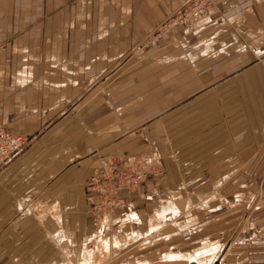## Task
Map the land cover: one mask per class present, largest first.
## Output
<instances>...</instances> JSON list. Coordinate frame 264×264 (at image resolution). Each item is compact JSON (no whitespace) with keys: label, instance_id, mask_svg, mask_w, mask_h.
I'll list each match as a JSON object with an SVG mask.
<instances>
[{"label":"crops","instance_id":"0c3cea01","mask_svg":"<svg viewBox=\"0 0 264 264\" xmlns=\"http://www.w3.org/2000/svg\"><path fill=\"white\" fill-rule=\"evenodd\" d=\"M213 1L195 31L173 28L140 59L190 0H0V126L29 137L0 164V264L79 263L97 233L85 185L103 154L151 144L168 177L124 196L117 220L142 237L115 264H186L163 261L189 252L163 239L254 195V175L236 172L264 170V0ZM144 125L148 139L131 133ZM169 201L174 221L190 216L147 239L148 210ZM258 202L264 214V189ZM255 233L264 239V219Z\"/></svg>","mask_w":264,"mask_h":264},{"label":"rangeland","instance_id":"374dc122","mask_svg":"<svg viewBox=\"0 0 264 264\" xmlns=\"http://www.w3.org/2000/svg\"><path fill=\"white\" fill-rule=\"evenodd\" d=\"M159 24L152 31V33H154V31L157 30V27L159 26ZM173 28H179V27H173ZM173 28H171V30ZM183 29L186 30L187 28H183ZM195 29H193V30H188L187 29V30L190 31V32H193V31H195ZM171 30L169 32H167V34L170 33ZM152 33L149 34L148 36H146L144 38V40L142 41V47H146V49H143V51L138 52V58L142 59L144 57L143 54L146 53L147 49L157 48L158 44L160 43L162 38L166 35V33L164 35H162L158 39L156 45L148 46V44L146 42L148 41V37L150 35H152ZM146 126H148L147 127L148 129L147 128L145 129ZM146 126L144 125V127H143L145 130H142L141 128H138V129H135L131 133H133L134 135L143 134V136H145V138L148 139L149 138V134H148L149 133V125H146ZM3 127H5V126H3ZM10 130L25 135V133L20 131V130H17V129H10ZM178 131H182V130L180 129ZM146 149L147 150H145V152H140V150H136L135 149L134 151H131V152H121V151L118 152V151H116V152H113V154L112 153L103 154L102 156H99V159H98V162H97V166L95 168L101 166V161H102L103 157L113 156L115 158L116 157L118 158L119 168L123 169L122 167L124 166V164H123L122 161H120V159H119L120 156H122V155L130 156V155L145 154V153H148V152H154L153 150H155V148L151 144ZM13 157H11L10 159L6 160L5 162H0V164L6 163L7 161L11 160ZM238 162H239V164H237L235 166H236V168H241V165H243V164H242V162L240 163V161H238ZM161 163H162V159H161ZM243 166H245V164ZM94 169H93V171H94ZM244 169H245V167L241 168V170L238 171L240 173L236 172V174H238V175L243 174V175H245V177L246 176L247 177H252V175H254L255 181L258 182L257 183L258 186L255 188L256 191H254V195H249L247 197L248 199H246V201L244 203H242L241 205L234 206L233 211H232V208H231V210L224 211V212L220 213L219 215H214V216L208 217V218L206 217L204 223L199 224V225H195L193 227V231L191 232L192 236L190 235L188 237H185L184 235H182L181 231L179 230L180 227L178 226L177 234L172 236V239L175 238V240H168L167 241L168 238H164L163 239L164 242L162 243V244H164L163 248H167L168 249V248H172V247H176V248L177 247L178 248L179 247H183L185 249H189V251L190 250L197 251V249L204 248L203 244H206V242H208L209 244H213V241H216L218 247H219V245H221V243H223V242L226 243L227 242L226 248L224 247V250H225L224 254H226L224 262L225 261L226 262L230 261V262H233L235 264H264V243L261 242V241L264 242V239L259 240V238L256 236V233H255L257 226L260 223H263V219H264V218L261 217V216H264V214H261L257 210V207H259V205H260L259 202H258V198L262 197V193H263V189H264V170H263V172L259 171L257 173H255V172L253 173V172H251L249 170L241 172ZM91 174L89 175V177L91 176ZM255 174H258L259 176H256ZM164 175L166 176V171H165L163 163H162V171H161L159 176H149V177H147L145 182L141 183L131 193H126V192L125 193H121L119 196L123 200V204L118 206V209L112 214L113 219L117 220L119 214L121 213L120 210L123 209V207L126 206L125 205L126 204V200L124 198L125 195H130L131 197L136 195L138 190L140 189L141 185L142 184L144 185L147 182H150L154 189H155V187H160L159 183H161V186L165 187L166 186L165 182H161L163 177L165 178ZM161 176H162V178H161ZM235 176L236 175H233V174L229 175V178L227 179V181L228 180L229 181L233 180ZM166 179H168V177L163 179V180H166ZM85 188H86V186H85ZM256 192H258V194H256ZM252 196H254V197H252ZM93 200H94V198H93ZM146 203H147V200L145 201V204ZM234 203H236V201ZM91 204H92V202H91ZM173 204L174 203L172 201H169L168 203L163 204V208L162 209H165L167 207H175V205H173ZM144 207H146V206H144ZM136 208H137L138 211H140V213H142L141 211L144 209L143 206H141L139 204H138V206H136ZM162 209L158 210V211H155V212H151V211L149 212V210H148V214L147 215L149 217V222L150 223L146 221V219H147V217H146L145 218V222H146L145 223V225H146L145 230H147L148 228H151V227H152L151 229H153L154 231L155 230L156 231H161L162 230V226L164 225V222L160 221V216H157V213L161 212ZM89 210H90L89 212H90V215H91V218H92V223H94V229H93V234H94L96 231L98 232V230H99L100 225H98V224H99L100 221L98 223H96V221L94 220V217L92 215L91 205L89 207ZM177 210H178V208H177ZM144 211H145V209H144ZM259 215H260L261 218L258 217ZM174 216L175 215L172 216L173 217V221H174ZM188 216H190L188 213L187 214L184 213L182 216L176 218V221L172 222V224H175V226H177L178 225L177 223L181 222V220H187ZM172 217H171V219H172ZM225 217H226V219H224ZM255 218H259V219H255ZM168 222H170V221H168ZM116 227L118 229H115V230L113 229L112 232H114V233H110L109 236H112V234L113 235L116 234L117 236H121L122 235L121 237H124V231L125 230H124L123 225L120 226V224H117ZM134 228L135 229H140V228L142 229L143 226L142 225L141 226L140 225H138V226L135 225ZM160 228H161V230H160ZM151 229H150V231H151ZM126 233H128V232H126ZM231 236H232V238H231ZM141 237H142L141 235L137 236L138 239L141 238ZM146 237L149 239L150 236H146ZM146 237H145V240L148 241L146 239ZM137 238L128 241V243H126L127 245L126 246L123 245V247L120 248L119 251L117 249L115 250V248L114 249L106 248V250H104V251L103 250H101L100 252L97 251V255H96L97 257H95L96 258L95 264H115L117 262L116 260L119 259L120 256L126 255L128 253V249L132 248L133 244H135L138 241ZM11 240H14V237ZM141 240L142 239H140L139 242H141ZM87 241L89 242V240H87ZM90 243L91 242H89V244ZM162 244H159V245L158 244H153V245H151V242H148V244L146 243V246H149L148 248H151L153 246L157 247V246H160ZM142 245H140V246H142ZM217 246H216L215 249H217ZM135 250H137V248L134 247L132 249V252L135 251ZM152 250L154 251V249H152ZM116 251H118V252H116ZM219 264H223V263L219 261Z\"/></svg>","mask_w":264,"mask_h":264},{"label":"built area","instance_id":"2783aa9c","mask_svg":"<svg viewBox=\"0 0 264 264\" xmlns=\"http://www.w3.org/2000/svg\"><path fill=\"white\" fill-rule=\"evenodd\" d=\"M213 0H190L181 10L161 22L157 30L148 37V46L157 44L158 39L173 27L195 29L200 22L213 13ZM29 137L0 126V162H5L28 145ZM123 169L118 158L103 157L101 166L94 169L86 182L87 194L92 197V215L99 224L103 236H109L113 229L112 214L123 204L121 193H131L149 176H159L162 171L161 156L154 152L139 155H122ZM94 198V200H93ZM119 224V223H118Z\"/></svg>","mask_w":264,"mask_h":264},{"label":"bare ground","instance_id":"6f19581e","mask_svg":"<svg viewBox=\"0 0 264 264\" xmlns=\"http://www.w3.org/2000/svg\"><path fill=\"white\" fill-rule=\"evenodd\" d=\"M177 208L180 211V207L177 206ZM43 210L45 211V209H43ZM176 210H177L176 206L175 207H167L165 209H162L161 212H158L157 216H160V221H163L166 225H168V224H171V222H168V221H170L171 217L173 215H175L174 212H176ZM113 223H115V224L119 223L120 226L122 225L121 222H119V220H116V219L114 220ZM151 228H148L146 230L147 231V236H150L149 239H151L153 237L152 235H157V233H158V232H156V230L154 231ZM149 229H151V231ZM164 229H165L164 231H169V227H168V229H167V227L164 228ZM172 231L173 230H171V232ZM138 234L141 235L142 232H140V233L139 232H133L131 234H128V233H126L124 231V237H121L122 235L121 236H117L116 234L115 235L112 234V236H106V235L103 236L102 231L98 230V232L95 235L91 236L88 239L89 242H91V243L89 244V242H88L85 245V247H84L85 249L83 251L84 254H83L82 257H80V260H79L78 264H95V260H96L95 257H97L96 256L97 255V251L98 252H100L101 250L104 251V250H106V248H109V249L110 248H112V249L115 248V250L117 249L119 251L120 248L123 247V245L124 246L127 245L126 243H128V241L136 239ZM225 244L226 243H223V244L221 243V245H219V247H218L217 243L215 244L213 242V244H209L208 242H206V244L203 245L204 248L197 249V251L194 250L192 252L189 251L187 253L180 252V251L176 253V252H172L171 251L170 253H165L163 261L175 263V262H178L180 260H185L186 264H189L192 261H196L199 264H215V262L220 261V262H222L224 264L225 262L223 260L224 259L223 257L225 256V254L222 253V248L225 246ZM216 246H217V249H215ZM118 251H116V252H118ZM134 264H149V262H142V261L139 262L138 261L137 263H134ZM225 264H227V263H225Z\"/></svg>","mask_w":264,"mask_h":264},{"label":"water","instance_id":"95a60500","mask_svg":"<svg viewBox=\"0 0 264 264\" xmlns=\"http://www.w3.org/2000/svg\"><path fill=\"white\" fill-rule=\"evenodd\" d=\"M189 264H199L198 262H196V261H192L191 263H189Z\"/></svg>","mask_w":264,"mask_h":264}]
</instances>
